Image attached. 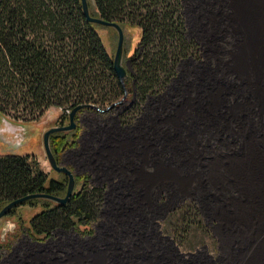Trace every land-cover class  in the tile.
<instances>
[{
    "label": "crops",
    "instance_id": "0c3cea01",
    "mask_svg": "<svg viewBox=\"0 0 264 264\" xmlns=\"http://www.w3.org/2000/svg\"><path fill=\"white\" fill-rule=\"evenodd\" d=\"M184 17L197 52L133 121L83 108L73 160L109 187L119 223L106 224L122 242L90 264H264V0H187ZM182 196L199 205L202 243L159 225Z\"/></svg>",
    "mask_w": 264,
    "mask_h": 264
},
{
    "label": "trees",
    "instance_id": "16d2710c",
    "mask_svg": "<svg viewBox=\"0 0 264 264\" xmlns=\"http://www.w3.org/2000/svg\"><path fill=\"white\" fill-rule=\"evenodd\" d=\"M89 5L94 16L138 29V43L126 66L127 97L133 99L123 113L128 119L140 111L148 94L164 89L182 58L197 52L195 41L186 34L183 0H89ZM97 25L104 24L89 20L82 0H0V113L34 120L54 105L68 117L67 109L79 103L106 107L119 99L124 86ZM77 132L78 124L51 133L57 160L75 144ZM60 173L52 176L34 154L0 153V209L31 192L64 195L68 175ZM78 183L67 203L35 197L6 215L20 205L38 206L28 226L33 237L49 236L58 227L91 232L103 189L92 184L87 174L75 173ZM172 217L177 240L204 242L188 239L192 231L208 232L194 203L181 204Z\"/></svg>",
    "mask_w": 264,
    "mask_h": 264
},
{
    "label": "rangeland",
    "instance_id": "374dc122",
    "mask_svg": "<svg viewBox=\"0 0 264 264\" xmlns=\"http://www.w3.org/2000/svg\"><path fill=\"white\" fill-rule=\"evenodd\" d=\"M186 1L187 0H183V13ZM123 29L125 34L123 63L125 66H127L129 64L128 58L138 43V29L127 25H123ZM97 30L102 36L108 50L114 54L118 40L116 30L105 25H97ZM168 83L164 89L167 87ZM161 91L150 93L146 96V98ZM260 95H262L263 98L259 97L258 103L264 105V91L261 92ZM132 103L133 99L127 98L123 103L116 104L106 110H101L104 107H100L101 109L93 107L92 109H86V114L89 116H91V114H98L101 116L112 114L119 116L121 122L123 123L131 122L141 112L143 106L142 103L141 109L136 115H132L128 119H125L123 113L126 109L131 108ZM262 110V113H264V109ZM10 112L13 113V110ZM84 112L85 111L83 109L78 111L77 118H75L78 124V132L75 144L67 147L63 152H61L59 155L60 159L58 160L60 163L69 166L74 171V174H85L83 172L85 170V166H83V164L80 162V159L79 161L77 159L75 161L73 160L75 157L73 152L78 151L81 146L80 133L86 129L84 125H80V117ZM68 117L66 116L63 108L54 105L46 109L45 113L40 118L34 120L24 121L22 118H14L9 113H0V153L16 152L21 154H34L37 156L41 166L45 170L49 171L52 176L60 177L61 173L52 168L48 161L43 143V134L49 127L53 125L68 123ZM4 118L13 124L15 123L19 125L22 130L20 131V128H11L7 123L4 122ZM91 121L92 118H88V122L91 123ZM20 132L22 133V136ZM86 172V174L89 176V181L96 186L102 187L103 189L99 212L97 218L91 225L92 231L81 233L75 228L65 229L58 227L55 228L52 234L49 236H44V234H42L39 237H33L28 229V226L30 217L38 208V206H31L27 204L20 205L14 213L0 218V264H90V259L88 256L93 255L94 252L105 248L109 250L111 247H114V249L121 248V240H110V234L115 236L117 235L115 232H112L111 229L108 228L109 225L106 224V222H111L114 225L115 220L117 221V218L119 217V213L116 210L114 211V208L111 214L112 216L108 215V197H110V195H108L109 187L107 185H97L99 183L96 182L95 177H93L88 171ZM79 187V183L75 185L76 189ZM163 199H165V197H163ZM188 202L194 203L197 206L200 217L203 221L198 203L195 202L193 198L182 196L180 202L177 204H172L170 207L166 206L167 203L158 204V207L160 208H163L164 206L168 207L167 209H161L162 211L159 214L161 218L159 220V225L163 229L164 233L171 234L173 237H175L172 233L170 225L171 218H173V213L181 204ZM114 203H116V201ZM108 216L110 218H108ZM155 218L159 219L158 216ZM6 220L8 221L5 224ZM117 222L119 223V221ZM203 223L205 224L204 221ZM13 224H15V228L14 230H11L10 227ZM205 226L207 227V224H205ZM3 227H7L5 233L2 231ZM119 231L121 233V230ZM208 238L209 233H202L201 230H196V232L192 231L188 235V239L192 240H205ZM175 239L177 240L176 237ZM177 241L181 243L179 240ZM186 241L181 244H188ZM78 256L82 257L83 259L79 260ZM101 262V260L98 262L96 259L95 264H99Z\"/></svg>",
    "mask_w": 264,
    "mask_h": 264
},
{
    "label": "water",
    "instance_id": "95a60500",
    "mask_svg": "<svg viewBox=\"0 0 264 264\" xmlns=\"http://www.w3.org/2000/svg\"><path fill=\"white\" fill-rule=\"evenodd\" d=\"M92 2L95 3V0H92ZM82 4H83L84 12L89 18V20L98 22L104 25L113 26L117 30L118 40H117L116 50L114 53V67L124 86V93L119 99L111 102L110 104H108L106 107L102 109L100 108L99 105L94 104V103H89V102L79 103L69 111V114H68L69 122L68 123L53 125L44 132L43 143H44L45 152H46V155H47V158H48V161L51 167L54 168L56 171L64 172L65 174L68 175V184H67V189H66L65 194L58 195V194H53V193L46 192V191L28 193L26 195L15 198L11 200L10 202H8L7 204H5L0 209V218L8 214L12 208L18 206L19 204H21L22 202L28 199L35 198V197H45V198H49L51 200H54L60 203H67L68 200L70 199L71 194L73 193L75 189V174H74V171L69 166L62 164L57 160L56 155L51 147V138H50L51 133L55 131H62V130L66 131V130L74 129L77 125L75 115L77 114L78 110L81 108L93 107V108H98L101 110H106V109L113 107L116 104L123 103L128 98L127 97L128 90H127L126 83H125L128 73H127V68L123 63V51H124V40H125L124 29L122 25L117 21H109L101 17L92 15L90 12L89 0H82ZM4 122L7 123L11 128H20V131L22 130L19 125L15 123L14 124L11 123L6 118H4ZM20 134L22 136L21 132ZM7 221L8 220L5 221V224L7 223ZM10 228L11 230H14L15 224H13ZM6 230H7V227H3V230H2L3 233H5Z\"/></svg>",
    "mask_w": 264,
    "mask_h": 264
},
{
    "label": "built area",
    "instance_id": "2783aa9c",
    "mask_svg": "<svg viewBox=\"0 0 264 264\" xmlns=\"http://www.w3.org/2000/svg\"><path fill=\"white\" fill-rule=\"evenodd\" d=\"M67 112H69V109H67Z\"/></svg>",
    "mask_w": 264,
    "mask_h": 264
}]
</instances>
